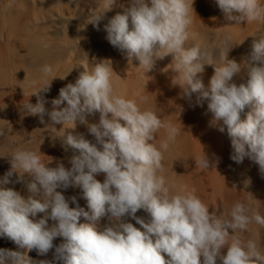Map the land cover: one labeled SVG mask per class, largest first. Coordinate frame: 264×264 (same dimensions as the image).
Instances as JSON below:
<instances>
[{
  "label": "clouds",
  "instance_id": "clouds-1",
  "mask_svg": "<svg viewBox=\"0 0 264 264\" xmlns=\"http://www.w3.org/2000/svg\"><path fill=\"white\" fill-rule=\"evenodd\" d=\"M215 2L225 20L234 24L264 22L260 0ZM105 3L104 13L112 10L116 0ZM191 12L193 0H131L104 30L108 42L129 61L135 58L145 73L154 68L157 59L171 55L172 71L179 77L173 84L189 99L195 94L198 106L206 102L209 126L221 133L226 130L231 139L235 153L231 159L240 163L248 157L264 173V66L253 64L260 61L264 65V38L253 41L246 69L225 58L224 66L214 68L205 87L198 76L205 65L199 62V47L185 48ZM101 17L87 23L99 30ZM41 72L46 76L51 67L44 65ZM112 73L110 64L94 63L90 71L80 72L75 83L59 90L49 111L45 108L48 101L40 93L50 90L53 77L31 94L37 96L35 105L27 102L23 106L41 123L47 115L53 124H71V129L77 122L86 125L95 143L83 134H65L64 144L75 150L67 169L62 163L48 167L51 159L43 163L32 151L13 154L10 169L0 178V235L41 256L54 251L51 261L36 262L26 253L0 250V264L9 260L11 264H201V257L202 264H264L255 241L232 236L229 243L235 230L246 231L253 222L264 225V216L259 212L250 215L247 203H235L230 214H217L216 210L209 212L194 189L169 195L165 178L157 173L164 158L161 149H168L180 129L163 124L154 110L142 111L136 101L114 95ZM234 77L243 82L237 84ZM248 105L253 110L242 121L240 113ZM96 113L99 121L89 123L87 117ZM161 128L167 129V140L157 148L151 141ZM217 163L204 152L199 167L216 168ZM14 172L33 177L27 184L31 193L27 198L2 187L10 183ZM100 173L104 174L102 183L95 178ZM70 186L82 189L90 213L78 205L70 207L69 200L76 204V197L66 199L57 191ZM141 209L150 215L149 223L135 215ZM38 213L43 216L37 221L29 218ZM106 214L117 222L100 229L98 222ZM82 216L88 223H79ZM125 216L144 230L123 222ZM57 237L62 238L58 246L53 244Z\"/></svg>",
  "mask_w": 264,
  "mask_h": 264
},
{
  "label": "bare ground",
  "instance_id": "bare-ground-1",
  "mask_svg": "<svg viewBox=\"0 0 264 264\" xmlns=\"http://www.w3.org/2000/svg\"><path fill=\"white\" fill-rule=\"evenodd\" d=\"M38 1L40 0H0V82L9 78L14 71L29 72L34 69L38 83L32 87V92L53 77L50 83H75L83 71L78 67L77 61L66 53L69 46L68 35L53 39L49 27H43L45 21L61 16L70 19L78 15L80 20L86 22L102 15L99 30L94 27L91 33L82 37L93 34V37L103 40L104 26L131 4V0H116L112 10L104 13L105 0H79L77 9H72L70 3L64 0H53L52 4L46 6L38 5ZM260 3L264 5V0H260ZM193 10L190 13L192 23L188 29L190 35L185 48H203L198 43L203 37L214 39L211 44L217 45L218 38L226 35L231 40L230 44L235 45L261 30L264 35V22H242L240 25L227 21L215 0H193ZM209 11L217 12V16L206 17ZM87 13L92 16L87 17ZM129 27L131 28V24ZM170 58L169 55L164 59H157L154 68L147 73L135 58L129 61L126 54L118 48L109 53L107 58L96 61L111 65L114 72L111 76L114 95L136 101L142 111L154 110L163 124L180 129L175 140L169 141L168 149H161L164 158L162 169L157 174L165 178L169 195H174L175 186L182 183L187 186L188 191L194 189L195 195L207 205V196L218 191L214 182L220 168L217 163L216 168L202 169L199 161L204 152L211 160L219 158L218 141L211 133L212 127L202 124L206 115H199L201 106L196 104V95L193 94L189 99L183 95L178 85L173 84L179 77L172 71ZM44 65L51 67V72L46 76L41 72ZM93 118L94 121L87 119L88 122L99 121L98 114ZM84 128L87 130L86 125ZM166 140L167 129L161 128L155 133L151 143L159 148ZM226 163L231 165L228 160Z\"/></svg>",
  "mask_w": 264,
  "mask_h": 264
},
{
  "label": "rangeland",
  "instance_id": "rangeland-1",
  "mask_svg": "<svg viewBox=\"0 0 264 264\" xmlns=\"http://www.w3.org/2000/svg\"><path fill=\"white\" fill-rule=\"evenodd\" d=\"M53 0H40L38 5L46 6L49 3L52 4ZM70 3L72 9H77V3L79 0H64ZM87 17H91L90 13L86 14ZM217 16V12L209 11L206 17ZM80 20L76 15L70 19L63 16L56 17L51 20L45 21L43 27H49L51 37L53 39H59L64 35H68V48L67 55L75 59L78 63V67L84 72L90 71L94 67V63L100 59H105L109 56L114 49L107 40V32L104 30L103 35L105 39L100 40L93 37V34L83 38L84 34H89L94 28L91 23ZM84 27H81V26ZM264 38L262 30L249 38L237 42L235 45H231V40L225 35L218 38L217 45L211 44L214 39L201 38L200 42L203 48H200V63L205 64L203 72L199 75L202 79L205 87L208 86L210 78L214 74V68L224 66L226 60H235L240 63L242 69L247 67V58L250 56L252 43L255 40ZM197 43V44H198ZM171 57V55H170ZM226 58V60H225ZM172 62V57L170 58ZM254 66H264L260 61H254ZM36 70L32 69L29 72H17L14 71L9 78L0 82V178H3L5 173L10 169V161L13 154L18 150L35 152L41 159V162L49 163L48 167H56L58 163H62L64 167L70 168V158L73 156L75 150L67 147L65 142V134L71 132L73 135L83 134L84 138L90 143H95L94 137L84 128L85 125L77 122L76 127L71 129V124H53L47 115L44 116V123L40 122L38 116L29 115L24 110L23 106L29 102L33 105L37 102V96L31 95L32 87L35 86L37 81ZM234 81L239 84L243 82L240 77H234ZM66 85V82L62 84L50 83V90L46 93L42 92L40 95L44 97L48 103L45 104V108L49 111L52 110L51 100L59 96L60 88ZM66 103V102H65ZM65 105H61L63 107ZM253 110V105H248L240 113V119L243 121L246 119L247 114ZM99 115V113H96ZM199 115L205 116L204 126H209V120L211 114L207 113L206 102L199 109ZM94 115L88 116L87 119L94 121ZM70 128V129H66ZM212 135L218 141V150L220 151L218 160V166L220 173L216 176L214 186L217 188V192L207 196V206H209V212L216 210L217 214L220 212L230 214L232 207L237 202L247 203L250 207V215L259 212L261 216H264V173H261L259 166L251 161L248 157H245L242 162L237 163L231 157L235 154L231 144V139L227 135V131L221 133L216 128L212 127ZM42 142V143H41ZM99 148V145H97ZM78 154V153H77ZM231 162L228 166L226 161ZM17 171H20L19 169ZM95 178L101 183L104 180V174L100 173L95 175ZM33 177L28 174L13 173L9 178L10 183L2 185L4 188H11L18 192L22 197L27 198L31 193L28 191L27 184L31 182ZM188 190L187 186L179 183L175 186V194H184V190ZM60 191L66 199L70 197H76V204H73L69 200L70 207L83 208L90 213L87 200L83 196V191L80 187H69L65 189H57ZM174 194V195H175ZM253 197H252V196ZM137 217L144 220L145 223H149L151 220L150 215L143 209L138 210L135 214ZM43 216L42 213H38L36 217H29L33 221H37ZM123 222L132 223L134 227L143 231L139 224L129 216L122 217ZM116 218H109V214L101 217L98 222V228L102 229L110 223H116ZM52 224V221H48ZM79 223H88V221L82 216L79 218ZM231 234V230H229ZM232 236L238 237L241 241L253 240L257 244V249L261 255H264V225H259L253 222L249 225L248 230H235L229 236V243H231ZM62 243V238L57 237L54 239L53 244L58 246ZM0 250L19 252L21 254L26 253L27 257L33 261L39 262L43 260L51 261L53 258V250H50L46 255H38L37 251L33 253L27 251L24 248H20L12 240L6 236L0 235ZM223 254V250H222ZM165 259H168L166 254ZM201 257V264H202ZM6 264H11L10 260L6 261ZM35 264V262H34ZM217 264H220L217 261Z\"/></svg>",
  "mask_w": 264,
  "mask_h": 264
}]
</instances>
